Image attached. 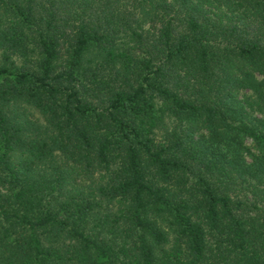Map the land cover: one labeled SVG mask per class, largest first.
Instances as JSON below:
<instances>
[{"label":"trees","instance_id":"obj_1","mask_svg":"<svg viewBox=\"0 0 264 264\" xmlns=\"http://www.w3.org/2000/svg\"><path fill=\"white\" fill-rule=\"evenodd\" d=\"M0 264H264V0H0Z\"/></svg>","mask_w":264,"mask_h":264},{"label":"rangeland","instance_id":"obj_2","mask_svg":"<svg viewBox=\"0 0 264 264\" xmlns=\"http://www.w3.org/2000/svg\"><path fill=\"white\" fill-rule=\"evenodd\" d=\"M210 8L216 12H218V15H224L223 12H226L222 7L217 6L216 4H214L213 2H211V4H209Z\"/></svg>","mask_w":264,"mask_h":264}]
</instances>
